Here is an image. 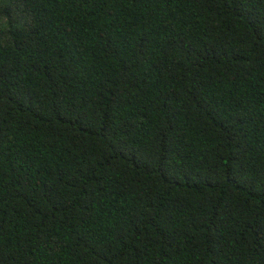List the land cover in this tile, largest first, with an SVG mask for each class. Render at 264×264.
<instances>
[{"label": "trees", "instance_id": "obj_1", "mask_svg": "<svg viewBox=\"0 0 264 264\" xmlns=\"http://www.w3.org/2000/svg\"><path fill=\"white\" fill-rule=\"evenodd\" d=\"M0 264H264V0H0Z\"/></svg>", "mask_w": 264, "mask_h": 264}]
</instances>
